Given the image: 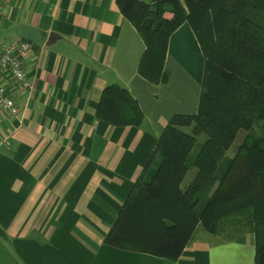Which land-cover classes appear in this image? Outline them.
<instances>
[{"label": "crops", "instance_id": "1", "mask_svg": "<svg viewBox=\"0 0 264 264\" xmlns=\"http://www.w3.org/2000/svg\"><path fill=\"white\" fill-rule=\"evenodd\" d=\"M7 1L8 41L20 24L43 39L27 58L32 92L19 93L16 116L0 112V264H255L250 228L198 229L176 261L105 242L170 118L198 112L205 57L190 24L171 36L153 84L138 72L146 46L118 0ZM114 83L138 100L143 127L96 117Z\"/></svg>", "mask_w": 264, "mask_h": 264}, {"label": "trees", "instance_id": "2", "mask_svg": "<svg viewBox=\"0 0 264 264\" xmlns=\"http://www.w3.org/2000/svg\"><path fill=\"white\" fill-rule=\"evenodd\" d=\"M118 2L146 46L142 77L160 83L169 40L185 22L205 68L198 112L170 118L105 242L176 261L198 229L218 234L237 224L250 228L255 264H264V0ZM96 117L116 127L146 124L138 100L116 83L103 90Z\"/></svg>", "mask_w": 264, "mask_h": 264}, {"label": "built area", "instance_id": "3", "mask_svg": "<svg viewBox=\"0 0 264 264\" xmlns=\"http://www.w3.org/2000/svg\"><path fill=\"white\" fill-rule=\"evenodd\" d=\"M7 5V0H0V12ZM32 51L33 43L27 39L0 41V112L12 117L18 112L19 93L34 88L27 72V58Z\"/></svg>", "mask_w": 264, "mask_h": 264}, {"label": "rangeland", "instance_id": "4", "mask_svg": "<svg viewBox=\"0 0 264 264\" xmlns=\"http://www.w3.org/2000/svg\"><path fill=\"white\" fill-rule=\"evenodd\" d=\"M15 36H16V34H15L14 30L9 29L7 22L5 20H0V41H8V40L14 38ZM245 135H246L245 132L240 133V135L238 136V139L236 141L235 147L233 149H231V151L229 153L230 156L233 155L234 151L236 150V147L242 143ZM205 139H206L205 135H203V134H201L200 136L198 135L197 144H196V146L193 149L192 154H191L192 159H194L197 156V154L200 151ZM191 172H192V170H191ZM190 178H191V175L190 176L188 175L186 180L189 181L192 179V178L191 179ZM223 229H224L223 231L225 234L223 233L222 235L225 236V235H232V234L236 233L240 228H237V227L231 228V226L228 225L227 227L225 226ZM200 230H203V229L200 228Z\"/></svg>", "mask_w": 264, "mask_h": 264}, {"label": "water", "instance_id": "5", "mask_svg": "<svg viewBox=\"0 0 264 264\" xmlns=\"http://www.w3.org/2000/svg\"><path fill=\"white\" fill-rule=\"evenodd\" d=\"M17 35L19 38L27 39L30 41H41L43 39V34L40 29L32 27L26 24H20L18 26ZM53 38V35L51 36ZM0 235L5 236V232L0 228Z\"/></svg>", "mask_w": 264, "mask_h": 264}]
</instances>
